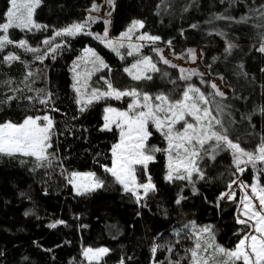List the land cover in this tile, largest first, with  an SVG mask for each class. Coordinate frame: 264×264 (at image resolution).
Masks as SVG:
<instances>
[{
    "label": "trees",
    "instance_id": "1",
    "mask_svg": "<svg viewBox=\"0 0 264 264\" xmlns=\"http://www.w3.org/2000/svg\"><path fill=\"white\" fill-rule=\"evenodd\" d=\"M101 1L43 0L34 18L36 22L48 25V29L31 33L11 29L10 36L16 41L25 38L31 46L44 50L46 46L42 41L45 38L53 36L57 29L81 22L92 3ZM191 4L193 0H114L111 32L117 35L133 19H143V31L162 37L157 47L168 46L166 41L172 40L171 48L168 47L173 55L184 54L188 48L199 49L203 53L200 67H206L210 76L223 77L222 84L229 88L227 103L232 106L231 117L235 120L231 125L232 137L238 136L245 149H254L264 137V114L259 111L264 106V72L260 71L264 68V55L255 50L259 43L257 30L251 26L233 25L229 34L235 36L239 48L233 56L224 59V41L208 35L213 25L204 22L213 13L224 11L225 6L218 0H195V6L189 7L188 11L183 10L184 6ZM8 6V0H0V22L4 20ZM243 11L239 8L234 14L239 15ZM192 23L199 24L200 28L191 29L189 25ZM225 24L224 21L214 22L217 28H225ZM94 28L102 30L101 24ZM61 40H66L67 45L58 50L55 60L49 57L43 63L36 61L33 53L14 46L0 52V58L9 52L21 57L19 61L10 63L0 59V101H5L7 96H16L11 103H0V121H20L26 114H43L44 106L24 99L29 95L35 96L36 89L52 92L55 107L60 110L50 113L56 123L53 150L57 155L51 168L32 171L36 167L34 158L0 155V264H88L82 256V248L102 245L111 251L102 257L99 264H119L121 257L125 258L126 264H153L152 241L163 233V240L175 242L177 238L172 235V230L189 221H195L198 226H214L215 241L227 249L234 248L238 240L234 233L239 227L235 223L237 199L218 201L228 182L234 178L231 155L221 153L214 164L207 165L211 179L197 181L198 194L193 195L186 182L169 184L164 181L165 153H156L149 172L158 186V193L148 197L147 207L136 205L134 199L123 194L121 187L101 168V165L110 164L111 145L118 139L116 129L99 131L103 124V105L108 101L94 103L83 114L78 112L74 103L71 64L80 47L86 42L98 45V41L89 35H78L75 38L58 37L55 42ZM153 47L155 45H147L144 51L158 61ZM213 57L221 58L214 61ZM239 63L244 64L243 71L247 77L239 74ZM109 66L111 79L116 85L137 86L123 72L120 64L110 63ZM158 66L168 73V77L153 74L154 79L143 82L140 87L151 93L164 91L178 98L189 82L179 79L176 68L163 63ZM29 70L35 75L26 85L24 79ZM103 72L109 75L107 70ZM6 81H11V84ZM190 82L198 84L206 95L213 92L207 75L202 78L195 76ZM73 116L77 119L74 120ZM150 130L153 135L149 145L165 148L164 137L151 125ZM72 171H94L108 181V187L91 195L77 196L66 180ZM139 175L140 180L145 178L142 169ZM251 176L252 168L248 167L243 178L249 181ZM257 177L264 185V170H260ZM182 187L187 199L177 206L173 200ZM28 211L31 214L25 216ZM56 220H63L65 224L49 228L48 225ZM179 239L173 253L158 250L155 260L168 264L169 259L185 258L181 264H191L186 258L190 256L187 250L194 247L195 241ZM211 255L217 254L209 248L207 256ZM127 257L132 259L127 260Z\"/></svg>",
    "mask_w": 264,
    "mask_h": 264
},
{
    "label": "snow or ice",
    "instance_id": "2",
    "mask_svg": "<svg viewBox=\"0 0 264 264\" xmlns=\"http://www.w3.org/2000/svg\"><path fill=\"white\" fill-rule=\"evenodd\" d=\"M8 3L9 6L4 13L5 22L0 23V52H3L8 46H14L25 52L33 53L35 60L43 63L49 57L55 60L58 50L67 45L66 40L56 43L58 37L75 38L78 35H89L100 40L105 47L121 59H124L121 49L125 48H127V56H139L134 63L123 68V72L137 83V86L134 87L116 85L111 79L112 69L109 64L91 48H85V56L78 58L83 60V67L74 61L71 69L74 73L71 85L74 103L80 114L85 113L90 106L101 100L120 101L125 97L131 98L125 110L111 105L104 108L103 124L99 131L118 130V140L111 145L110 149L111 166L101 165V168L121 187L123 194L134 199L136 205L142 208L147 207L148 197L158 193V186L149 172V165L155 162L158 152L166 154L164 181L169 184H175L177 181L186 182V186L191 185L193 195L198 194L197 181L207 182L211 179L207 165L214 164L224 152L231 155L234 178L228 182L227 191L220 194L218 201L235 199L233 185L245 191L250 188L251 193L248 194L246 191L238 205L239 214L235 216V223L239 227L234 233L238 237L234 248L227 249L215 243L214 226H198L195 221H189L172 230V235L177 238L175 242L163 240V233L152 241L150 251L153 255V264H164L163 261L155 260L156 253L158 250L173 253L180 243L179 238L195 241L194 247L187 250L190 256L186 258L190 259L191 264H264V186L259 183V177H256L251 185H246L240 180V176L249 165L253 169H256L258 164L264 165V137L261 138L260 144L254 151H248L242 147L238 136L232 137L231 125L235 123V120L231 117L232 106L227 103L226 94L220 91L215 83L211 84L213 92L207 95L199 87L188 83L182 90L180 98H173L172 95L164 91L153 95L143 90L140 85L143 82L152 81L153 74L158 73L162 78L168 77V73L158 66L159 63L172 68L177 67L162 55V49L158 47L152 49L159 57L158 61L154 60L152 56L141 55L143 47L148 44L156 45L162 40L159 35L140 31L145 28L143 19H133L126 31L122 32L116 40L108 37V25L111 23L108 19H103L105 24L103 35L94 34L91 32L90 26L102 18L91 15L92 12L100 11V6L93 2L85 20L55 30L53 36L42 41V44L46 46L42 50L40 47L31 46L25 38L18 41L13 40L10 30L19 29L22 32L30 33L46 31L49 26L42 25L34 19L36 9L42 5L43 0H8ZM107 3L111 7L114 0H107ZM218 3L225 6L224 11L213 13L204 23L213 25L208 30V35H215L224 41V59L233 56L234 51L239 48L235 36L229 34L233 25L255 28L259 39L255 50L264 55V0H218ZM193 6H195V0H193V4L184 6L183 10L188 11L189 7ZM239 8H243L244 11L239 15L234 14ZM107 15L110 16L111 11ZM215 21L226 22L225 28L215 27ZM189 27L199 29L200 25L192 23ZM183 34V30H181V35ZM133 37L136 41L144 43H134ZM166 43L171 48L172 40H168ZM186 55L194 62L196 49L188 48ZM220 58L213 57V60ZM0 59L4 63H10L19 61L21 57L9 52ZM237 67L241 76H248L243 71V63H239ZM105 70L109 75L99 77L105 87L101 89L91 86L89 82L92 76ZM260 71L264 72V68H261ZM180 73L179 79L186 82L190 81L193 76L203 77V73L196 69L180 68ZM34 75L31 70L27 71L24 83L28 85L29 79ZM221 78L223 79V77ZM201 82L205 83L203 79ZM5 83L11 84V81ZM18 90L14 89V91ZM29 90L32 91L30 87ZM35 92V96L29 95L24 99L29 103L38 102L44 106L46 110L43 114H26L20 121L11 119L0 121V155L8 157L20 155L34 158L36 167L32 171L37 168H51L53 160L57 158L56 152L53 150L56 123L50 113L60 111L55 107L52 92L44 89H36ZM15 99L14 95L7 96L6 100L0 101V103H11ZM201 104L204 106L201 107ZM259 111L264 114V106L260 107ZM73 119L75 120L77 117L73 116ZM150 125L164 137L167 147L161 149L149 145L148 141L153 135ZM177 125H181V128H177ZM97 155L100 154L97 153ZM140 169L143 170L144 181H141L138 175ZM66 180L77 196L91 195L108 187V181L94 171H72L66 176ZM186 199L182 187L176 194L173 203L179 206ZM217 207H219V203H217ZM30 214V211L24 213L25 216ZM137 215L139 216L140 213L137 212ZM62 224H65V221L56 220L48 227L56 228ZM209 248H212L216 254H223L227 260L219 261L217 256L201 255V253L206 254ZM47 251H51V249ZM110 251L107 247L93 248L89 246L82 249V256L84 260L88 261V264H92L93 261L99 264L102 257ZM131 259L132 257H127V260ZM182 259L185 258L175 261L169 259L168 264H181ZM119 264H126L124 257H121Z\"/></svg>",
    "mask_w": 264,
    "mask_h": 264
},
{
    "label": "rangeland",
    "instance_id": "3",
    "mask_svg": "<svg viewBox=\"0 0 264 264\" xmlns=\"http://www.w3.org/2000/svg\"><path fill=\"white\" fill-rule=\"evenodd\" d=\"M95 3H96L97 5L100 6V11H99L98 13H97V12H92L91 15H93V16H98V17H100V18H102V19L98 20L96 23H92L91 26H90V30H91V32L94 33V34H95V33H99V34L103 35L104 29H105V24L103 23V19H108V20H110V22L112 23V7H113V5L110 7V6L108 5V3H107V0H102V1L99 2V3H97V2H95ZM90 7H91V6H90ZM90 7H89L88 10L86 11V17L84 18V20H85V19L88 17V15H89V9H90ZM109 11H111V15H110V16L107 15V13H108ZM34 19H35V18H34ZM82 21H83V20H82ZM82 21H81V22H82ZM3 22H5V20L1 21L0 23H3ZM111 23L108 25V37H109L110 39L116 40V39H118V38L120 37V34H121L122 32L126 31V29L128 28V26L130 25L131 22H130V23H129V24H128L123 30H121V32H120L119 34H117V35H113L112 32H111ZM71 24H72V23H71ZM97 24H101V26H102V30H101V31H99L98 29L94 28V26L97 25ZM69 25H70V24H69ZM62 28H63V27H62ZM140 31H141V32H146V31H143L142 29H141ZM147 33H148V32H147ZM137 35H139V33H137ZM91 37H93V36H91ZM97 41H98V45L92 44V43H90V42H86V44H85L84 46L80 47L78 53H77V54L75 55V57H74L73 62L76 61V62L80 63V64L82 65V67H83V60H82V59H78V58H82V57L85 56V53H84V49H85V48H91V49H93V50H94L99 56H101V57L105 60V62L108 63V64H110V63H118V64H120L121 67H122V69H123L124 67H128V66H130L132 63L135 62L136 59L139 58V56H136V55H134V56H127V55H126L127 48H125V49H121L122 54H124V59H121V58L118 57L113 51H111L109 48L105 47V45H104L103 43H101L100 40H97ZM133 42H134V43H144V42L136 41V40H135V37H133ZM148 45H151V44H148ZM155 47H157V46L155 45ZM145 48H146V46L143 47V48L141 49V55H149V54L146 53V51H144ZM158 48L162 49V55H163L166 59H168L172 64L177 65L176 69H177L178 72H179V76L181 75V73H180V68H185V69H196L198 72L203 73V75H207V76L209 77V84H210V86H211L212 83H215V84L217 85V87L219 88L220 91H223L226 95L228 94V92H229V88L225 87V86L222 84L221 78H220L219 76H210V75L208 74V70H207L206 67H200V66H201V52H200L199 49L194 48V49H196V60L193 62L191 59H189V58L187 57L186 52H185L184 54L173 55V54L170 53V49H169L168 46H158ZM107 51H109V53H108ZM7 54H8V53H7ZM7 54H6V55H7ZM73 62H72L71 67H70L71 85H72L73 80H74V73L71 71V69H72V67H73ZM89 67H90V65H89ZM100 76H107V75L104 74V72H99V73L94 74V75L92 76V78H91V81L89 82L90 85L93 86V87H97V88H101V89H103V88L105 87V85H104L103 81H101V80L99 79ZM193 77H195V76H193ZM193 77H192V79H193ZM192 79H191V80H192ZM191 80H190V81H191ZM190 81H188V82L191 83V84H193V85L196 86V87H199V88L201 89V87H200L198 84L193 83V82H190ZM119 82H121V78H119ZM201 91L203 92L202 89H201ZM150 93H151V92H150ZM156 93H157V92H154V93H152V94L155 95ZM190 95H193V94L190 93ZM180 96H181V95H180ZM180 96H179L178 98H180ZM130 100H131V98H129V97H125V98H123V99L120 100V101H116V100H102V101H105V102L108 101V102H106V103L103 105V109H104L106 106L111 105V106L116 107V108H119V109H121V110H125V109L127 108L128 103L130 102ZM122 101H124V103H123L122 105H120V102H122ZM203 106H204V105L201 104V107H203ZM190 119H191V118L189 117V120H190ZM177 128H181V125H177ZM117 140H118V139H117ZM165 141H166V140H165ZM116 142H117V141H116ZM259 144H260V143H259ZM259 144H258V145H259ZM258 145H257V146H258ZM257 146H256V147H257ZM166 147H167V141H166ZM256 147H255V148H256ZM255 148H254V149H246V150H248V151H254ZM111 161H112V158H111ZM165 161H166V163H167V160H166V154H165ZM107 165H108V166H111V162H110V164H107ZM248 167H251V166L249 165ZM248 167H247V169H248ZM251 168H252V167H251ZM260 170H264V165H260V164H258L256 169H253V168H252V176H251V178H250L249 181H246V180L243 178V175L240 176V180L243 181L244 184H246V185H251V184L254 182V180H255V178L257 177V174L259 173ZM139 171H140V170H139ZM139 171H138V175H139ZM165 171H166V169H165ZM246 171H247V170H246ZM246 171H245V172H246ZM79 172H88V171H79ZM245 172H244V173H245ZM70 173H71V172H70ZM70 173H69V174H70ZM244 173H243V174H244ZM139 177H140V175H139ZM144 180H145V178H144L143 180H141V181H144ZM259 183H260V182H259ZM260 184H261V183H260ZM261 185L264 186L263 184H261ZM190 186H191V185H190ZM71 187H72V186H71ZM72 190H73V189H72ZM233 190H234V192H235V198L237 199L238 205H239L240 200H241V199L244 197V195L246 194V191H247L248 194L251 193L250 188L247 189V190L245 191V190H242L241 188L237 187L236 185H233ZM225 191H227V189H226ZM225 191H223V192H225ZM73 192H74V191H73ZM256 203L258 204V201H256ZM240 208H242V206H240ZM238 214H239V209L237 208L236 215H238ZM205 225H206V224L199 225V226H205ZM215 243L219 244L217 241H215ZM219 245H220V244H219ZM85 247H89V246H84L83 248H85ZM98 247H107V246L102 245V246H98ZM83 248H82V249H83ZM93 248H96V247H93ZM211 250H212V252H214V250H213L212 248H211ZM201 255H205V253H204V254H201ZM206 256H207V253H206ZM211 256H213V255H211ZM216 256H217V259H218L219 261H226V260H227V257H224L223 254H217Z\"/></svg>",
    "mask_w": 264,
    "mask_h": 264
}]
</instances>
